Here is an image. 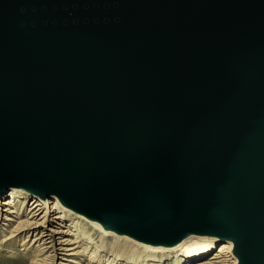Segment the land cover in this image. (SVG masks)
<instances>
[{"label": "water", "instance_id": "obj_1", "mask_svg": "<svg viewBox=\"0 0 264 264\" xmlns=\"http://www.w3.org/2000/svg\"><path fill=\"white\" fill-rule=\"evenodd\" d=\"M264 264V0H0V193Z\"/></svg>", "mask_w": 264, "mask_h": 264}, {"label": "bare ground", "instance_id": "obj_2", "mask_svg": "<svg viewBox=\"0 0 264 264\" xmlns=\"http://www.w3.org/2000/svg\"><path fill=\"white\" fill-rule=\"evenodd\" d=\"M26 203L29 204L28 212L22 216L17 206L20 204L27 206ZM69 212L80 219L68 223L71 219ZM79 220L86 221L88 225L97 224L105 232L131 241L138 247L149 248L150 251L135 247V252L131 253H135L136 257L120 262V257L124 253L123 248L114 251L112 255L102 253V244L81 234ZM12 223L15 224L14 228L5 241L12 240L22 231H28L23 246L35 247L37 252L35 264H81L84 257H87L88 264H149L147 259L153 255H160L161 258L159 262L151 264L239 263L231 240L193 233L171 245L144 242L105 228L99 220L89 218L84 213L63 204L56 195L42 197L30 193L23 187H13L0 193V226L9 228ZM143 253L148 258H145Z\"/></svg>", "mask_w": 264, "mask_h": 264}, {"label": "rangeland", "instance_id": "obj_3", "mask_svg": "<svg viewBox=\"0 0 264 264\" xmlns=\"http://www.w3.org/2000/svg\"><path fill=\"white\" fill-rule=\"evenodd\" d=\"M27 204V203H26ZM25 205V204H24ZM18 205V210L21 211L24 216L28 212L29 204L27 206L25 205ZM69 215L71 219H69L68 223L75 222V220H78L80 218L76 217L74 214L69 212ZM5 221H2V223ZM79 228L82 235L86 236L87 238L90 237L95 241L96 243L102 244V253L107 255L114 254V251L121 250L123 248L124 253L121 255L120 262H125L126 260H129L130 257H136L134 248L138 247L135 244H133L131 241L123 240L122 237H118L114 234L105 232L100 226H97V224L88 225L86 221L79 220ZM1 223V224H2ZM9 228H4L3 226H0V264H35V259L37 258V252L35 250V247L29 246L27 243L23 246L24 241L26 240V236L28 231H22L18 234L17 237H14L12 240L5 241V238L9 236V232L14 228L13 223L11 224ZM51 226V224H50ZM52 226H55L52 224ZM49 227V226H47ZM124 246V247H123ZM28 248V249H27ZM139 250L141 249H148L147 252H149V248L139 246ZM143 256L145 258H148L146 255ZM160 255H153L150 256L148 262L149 264L153 262H159ZM118 261V260H116ZM70 264V263H66ZM81 264H88L87 257L82 258Z\"/></svg>", "mask_w": 264, "mask_h": 264}]
</instances>
